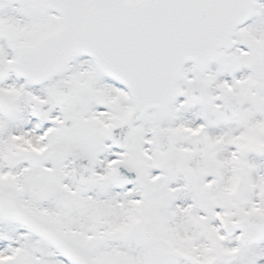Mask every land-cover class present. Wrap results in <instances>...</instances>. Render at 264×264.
<instances>
[{
  "label": "snow or ice",
  "instance_id": "snow-or-ice-1",
  "mask_svg": "<svg viewBox=\"0 0 264 264\" xmlns=\"http://www.w3.org/2000/svg\"><path fill=\"white\" fill-rule=\"evenodd\" d=\"M0 264H264V0H0Z\"/></svg>",
  "mask_w": 264,
  "mask_h": 264
}]
</instances>
